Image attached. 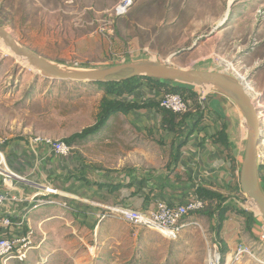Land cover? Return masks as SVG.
<instances>
[{"label":"rangeland","instance_id":"rangeland-1","mask_svg":"<svg viewBox=\"0 0 264 264\" xmlns=\"http://www.w3.org/2000/svg\"><path fill=\"white\" fill-rule=\"evenodd\" d=\"M124 1L0 0V25L24 47L67 68H102L126 63L123 58L127 62L143 59L239 78L248 86L260 116L264 163V0H132L126 13H118ZM195 90L202 105L203 99L216 94L214 89ZM101 96L88 83L44 79L0 49V140L7 145L37 137L62 141L93 126ZM153 98L141 89L126 100ZM224 105L235 169L228 152L221 154L217 147L220 155L213 163L223 170L215 187L228 202L257 216L251 202L234 188L244 155L246 124L234 103L225 100ZM214 119L205 116L202 122L210 133L217 128ZM182 141L172 143L156 115L141 111L117 116L71 149L80 162L107 172L133 169L166 174L172 144L176 147ZM27 157L34 158L32 153ZM40 162L35 169L38 174ZM66 167L55 171L56 176L68 174ZM39 175L35 192L53 202L31 214L46 221L40 230L37 216L33 219V247L42 240L43 244L29 250L23 262L8 264H210L214 251L221 250L220 241L226 247L223 263L264 264V225L256 222L248 229L245 219L233 211L226 214L219 232L216 219L192 214L188 222L193 225L169 240L115 217L99 221L103 207L119 205L89 204L95 209L90 216L86 203L66 197L57 187L64 185L65 177ZM125 198L122 191V201ZM153 208L154 204L148 209ZM104 220L110 221L99 231Z\"/></svg>","mask_w":264,"mask_h":264},{"label":"crops","instance_id":"crops-1","mask_svg":"<svg viewBox=\"0 0 264 264\" xmlns=\"http://www.w3.org/2000/svg\"><path fill=\"white\" fill-rule=\"evenodd\" d=\"M139 55V54H138ZM124 62H127L124 60ZM143 59H136L135 61H140ZM133 61V60H131ZM130 62V61H128ZM196 70H204L201 68H198ZM142 90L145 92L148 91L149 94L154 95L152 91H150L148 88L144 87ZM214 96L215 100H217L220 103V107L222 110V113L225 116V105L224 101L227 100L223 97H220L219 95L215 94ZM147 112V111H145ZM150 115H156V118L160 121V117L157 113L154 111L147 112ZM207 117H214L215 126L217 127L215 130H219L222 127L221 121L219 120L214 113L207 112ZM226 117V116H225ZM226 120L229 122L230 120L226 118ZM202 127L198 128L195 133H193L189 140L187 145L183 146L180 149L179 152V159L176 163H174L170 171H166L167 173H160L158 171H155V176H163L168 177L170 184L177 185L176 189L170 190L169 188L164 189L163 191L159 190L156 187H152V194L148 202L144 201V197L142 193L148 192L142 191L138 195L132 196V192L134 189L131 188H121L117 192L111 193L107 188L98 189V186L96 184H124L126 185V182L124 180H130L128 184L132 181V179L135 178H142L144 175H147L148 173L152 171L148 170H136L134 174H129L127 171L123 172H107L103 169H101L100 166H93L89 164L88 162H80L78 156L76 154L71 153V156L67 160H62L59 157H56L52 154H50L49 149L44 146H39L40 156L42 158V161L40 162V171L39 174L44 172L47 175H49V178L56 176V172L62 170V166L66 167L65 165L69 166L68 174L60 175V172L58 173V179H61L62 177H65L64 185L57 186L62 191L67 193L66 197L71 199H77V203L79 201L86 203L87 205V213L90 216L95 215V209L89 208V204L95 202L101 203L103 205H119V206H125L127 208H135V209H141L146 210L150 208L153 204H155L158 201H165L167 203L171 204H178L182 201L188 199L189 197L193 196L194 188H188L189 186H205L207 188L216 190L221 181H220V172L221 167H217L213 160L217 156L216 154H219L217 151L216 153V146L212 143L211 138L209 136L213 134L215 130H213L212 133L209 132V129L205 124H201ZM200 125V126H201ZM190 142V144H189ZM4 152L6 155V158L8 160V163L10 167L21 176H24L26 178H29L31 180L38 181L39 174L38 170L35 171L36 167L32 164V162L28 159V153H27V146L26 142L23 144L22 142L20 144H14V145H6L4 148ZM175 150L172 149L170 152V157L176 156ZM220 155V154H219ZM73 156V157H72ZM218 158V156H217ZM213 163V164H212ZM62 164V165H60ZM170 164V163H169ZM61 166V168H60ZM59 169V170H58ZM1 173L8 175L9 172L1 170ZM56 171V172H55ZM82 174V176H79ZM11 175V174H10ZM179 177V180L177 179ZM52 182V181H51ZM151 183H154L155 180L152 179L149 181ZM219 182V183H218ZM32 184V183H31ZM135 185L138 184V181H135ZM7 190L6 193L8 194V201L4 204L3 210L6 214H9L11 217V220L13 223L23 222L22 228H19L13 232H10L13 235H18L21 233H25L28 230H32L33 227L36 225L34 222V217L37 216V227L42 230V227L46 224L45 220H43V217L36 214L31 216L33 212H38L41 209H34L35 200L42 199L47 200L46 195H39L35 192L33 188L27 187L22 184H16L13 183L12 186H6ZM38 185H36V188L38 189ZM56 187V188H57ZM3 188L2 185V178L0 177V190ZM46 190V189H45ZM122 191L125 193V198L122 201ZM126 191H128L126 193ZM56 193V192H54ZM65 196L64 194H62ZM22 196V198H21ZM26 197L27 199H24ZM80 197H84L86 199H80ZM50 200V199H49ZM75 201V200H73ZM88 203V204H87ZM92 206V205H91ZM94 207V206H92ZM90 211V212H89ZM99 213V210H97ZM101 212V210H100ZM42 214V213H40ZM75 214V213H74ZM110 220H104L102 221L98 229L101 231L103 224L108 223ZM94 224V223H93ZM95 228V225H94ZM189 228V227H188ZM187 229V228H186ZM185 231V230H184ZM43 244V240L40 241V246Z\"/></svg>","mask_w":264,"mask_h":264},{"label":"trees","instance_id":"trees-1","mask_svg":"<svg viewBox=\"0 0 264 264\" xmlns=\"http://www.w3.org/2000/svg\"><path fill=\"white\" fill-rule=\"evenodd\" d=\"M0 49L4 50L0 44ZM93 85L96 89L102 93L99 105L97 108V113L95 115V124L93 126L84 128L81 132L74 133L67 139L63 141L71 148L76 144L83 142L84 140L96 135L104 127H106L110 120L121 115L127 117L133 113L141 111H154L160 117V128L163 132L168 133L175 141L183 140L178 146H173L172 149L175 150L176 156L172 157V161L168 164L167 171H170L171 166L176 163L179 159L180 149L187 145L190 136L200 128L204 117L207 112H212L219 119L223 120L221 129L215 130L213 134L209 136L212 143L218 147L220 153L228 152V157L230 162H232V169H235V159L233 157L232 148L233 144L230 140V135L228 133V121L222 113L220 103L215 100L214 96H207L205 102L202 105L199 101V95L195 90V87L170 83L162 80H155L148 77H139L122 82H109V83H88ZM148 88L154 93L153 100L147 101H129L126 97L136 95L142 88ZM165 95H178L182 100L188 105V111L185 113H174L170 110L160 107V100ZM206 103V105H205ZM74 154L78 155L75 150H72ZM72 153V152H71ZM262 167L259 168L260 183L261 188L264 192V174H261ZM136 170H129V174H134ZM155 171L144 175L142 178H135L129 184H96L98 189L107 188L111 193L117 192L121 188H131L134 189L132 196L138 195L142 191H147L142 193L144 201L148 202L152 199V187H156L163 191L166 188L170 190L176 189L177 185L170 184L168 177L155 176ZM152 179L155 180L151 183ZM179 180V177H177ZM135 181L137 188H134ZM188 188H194L193 196L197 197L199 201L202 202L203 208L194 214L207 216L209 219H216L218 224L216 229H221V226L226 218L228 212H234L236 215H240L245 219L246 227L249 229L253 223L259 222V225H263V222L259 217L255 216L253 213L248 212L242 208L233 205L228 202V198L217 190L207 188L205 186H189ZM236 191L240 193L238 182H236ZM242 200H246L242 198ZM185 201V200H184ZM182 201L181 203H183ZM165 202V201H164ZM172 205L171 203H168ZM180 204V203H179ZM258 219V220H257ZM220 256L221 264H223V256L226 253V247L220 241Z\"/></svg>","mask_w":264,"mask_h":264},{"label":"water","instance_id":"water-1","mask_svg":"<svg viewBox=\"0 0 264 264\" xmlns=\"http://www.w3.org/2000/svg\"><path fill=\"white\" fill-rule=\"evenodd\" d=\"M0 42L16 58L23 60L44 79L55 82L109 83L148 77L170 83L216 90L215 93L236 105L247 125L243 159L239 167L240 193L255 206L264 225V192L257 163L261 140V121L248 86L239 78L222 73L172 67L155 60H140L102 68H67L39 56L24 47L0 25Z\"/></svg>","mask_w":264,"mask_h":264},{"label":"built area","instance_id":"built-area-1","mask_svg":"<svg viewBox=\"0 0 264 264\" xmlns=\"http://www.w3.org/2000/svg\"><path fill=\"white\" fill-rule=\"evenodd\" d=\"M132 0L124 1L121 6L117 9L118 13H126L127 9L131 6ZM203 91L204 89L201 88ZM203 97L205 94L203 93ZM205 100V99H203ZM160 107L170 110L174 113H185L188 111V105L178 95H165L160 100ZM262 133V130H261ZM27 153H32L33 159H30L36 167L38 161H42L40 156L39 146H44L49 149L50 154L59 157L62 160H67L71 156L72 149L63 140L52 141L47 138H31L26 142ZM260 144L258 145L257 163L259 168L264 169V163L261 161L262 156L260 154ZM7 144L5 141L0 140V169L9 172L8 175L1 173L3 188L0 190V264H8V262L15 260L23 262L26 259V255L29 250L37 249L40 244L33 247V232L28 230L20 235H13V232L19 228H22L23 222L13 223L9 214H6L3 210L4 204L8 201V194L6 193L7 187L12 186L13 183L22 184L27 187L36 188L35 181H31L29 178L17 174L9 165L8 160L4 152V148ZM31 158V157H30ZM29 159V158H28ZM11 174V175H10ZM237 182L239 176V170H237ZM29 179V180H28ZM32 183V184H31ZM39 186V185H38ZM49 188V187H47ZM22 198V196H21ZM24 199H27L24 197ZM53 204L50 200H35L34 208ZM95 206V204L90 203ZM203 204L195 196H191L186 199L183 203L169 205L167 202L158 201L153 209L146 210H134L123 206H108L103 207V214H99V221L108 217H115L125 223H128L137 228H144L147 230L155 231L162 237L172 240L180 235L184 229L193 225L188 222V218L201 210ZM220 245V244H219ZM216 249V247L214 246ZM220 250H215L214 255L210 258V264H214L221 261ZM225 264V263H223Z\"/></svg>","mask_w":264,"mask_h":264},{"label":"bare ground","instance_id":"bare-ground-1","mask_svg":"<svg viewBox=\"0 0 264 264\" xmlns=\"http://www.w3.org/2000/svg\"><path fill=\"white\" fill-rule=\"evenodd\" d=\"M0 44H1V46L3 47V45H2V43L0 42ZM3 51H5V54L7 55V56H10V57H12V58H15L20 64H22L24 67H26L27 69H30L31 71H33L34 73H37L38 74V72L36 71V70H34L33 68H30L23 60H21V59H18V58H16L13 54H11L7 49H5L4 47H3ZM204 90H209L210 88L209 87H206V88H203ZM246 127H247V125H246ZM251 202V201H250ZM251 204H252V202H251ZM253 205V204H252ZM253 208L255 209V211L257 212V210H256V208H255V206L253 205Z\"/></svg>","mask_w":264,"mask_h":264}]
</instances>
